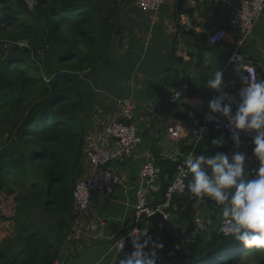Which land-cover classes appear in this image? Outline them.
I'll return each instance as SVG.
<instances>
[{
  "label": "trees",
  "instance_id": "obj_1",
  "mask_svg": "<svg viewBox=\"0 0 264 264\" xmlns=\"http://www.w3.org/2000/svg\"><path fill=\"white\" fill-rule=\"evenodd\" d=\"M130 5L134 0H37L34 7L27 0H0V198L15 203L12 217L0 213V220L13 223L0 226V264L60 259L76 217L73 191L89 165L87 136L98 104L104 105L99 95L117 91L112 50L125 47ZM221 136L228 138L225 128L212 123L197 155H231L225 144L212 145ZM154 154L165 194L184 157ZM190 178L189 172L187 183ZM190 197L187 188L174 195L168 211L176 224H185L180 211ZM38 211L48 220L34 219ZM221 223L181 243L175 257L158 256L157 264H239L262 251L225 236ZM157 242L166 248L161 236Z\"/></svg>",
  "mask_w": 264,
  "mask_h": 264
},
{
  "label": "crops",
  "instance_id": "obj_2",
  "mask_svg": "<svg viewBox=\"0 0 264 264\" xmlns=\"http://www.w3.org/2000/svg\"><path fill=\"white\" fill-rule=\"evenodd\" d=\"M241 1L164 0L152 19L134 0V10L129 12L125 25V47L112 50L118 60L113 74L117 91L99 95L107 98L101 99L104 105L98 104L89 132H101L106 122L120 118L123 103L131 100L143 141L131 155L112 162L113 170L123 176L115 188V200H107L97 193L92 196L90 210L77 223L74 219V224L86 235L78 237L72 227L62 246L60 260L67 264H118L124 253L133 250L118 252L113 248V240L132 226L141 167L148 159L155 158L154 150L167 157L186 156L191 137L174 139L168 135V127L178 120L190 125L200 119L209 101L219 95L204 85L216 71L222 72L234 49L228 41L210 44L209 36L219 28H229L231 14ZM241 53L256 68L259 79H264V13ZM238 74L247 75L248 71L237 63L231 64L223 73V91L235 95L241 87ZM184 86L187 87L184 94L173 99L174 93ZM232 110H236L235 104ZM98 136L104 144H112ZM246 153L247 171L260 165L252 152ZM90 170L88 165L86 174ZM150 194L153 205L163 202L161 177ZM197 209L201 212L202 205L198 204ZM205 225L207 228L201 232L210 234L212 227ZM154 233L156 238L161 236L160 231Z\"/></svg>",
  "mask_w": 264,
  "mask_h": 264
},
{
  "label": "built area",
  "instance_id": "obj_3",
  "mask_svg": "<svg viewBox=\"0 0 264 264\" xmlns=\"http://www.w3.org/2000/svg\"><path fill=\"white\" fill-rule=\"evenodd\" d=\"M223 1L228 2L230 0ZM31 2L34 3V0H31ZM136 2L140 9L153 19L158 14L164 0H136ZM35 4L36 3H34V5ZM263 13L264 0H242L241 3L234 8L231 14L228 24L229 28H219L210 34L209 43L210 38L216 36L218 39L215 44L228 41L234 49L228 62L222 68V73H224L231 64L237 63L246 71H248L249 68L253 69L254 74L259 79L256 68L253 65H250L249 61L241 53V48L253 34V31ZM221 33L222 35H220ZM186 90L187 87L184 86L179 91H176L172 98L176 100L179 99ZM132 109L131 100H125L120 118L111 119L106 122L101 128V132L93 131L92 133L89 132L90 134L88 133L85 153L87 154L86 160L89 163L91 170L78 180L73 191V200L76 207V223L82 218L85 212L90 210L91 198L95 193L101 195L107 200H115V188L122 182L123 176L113 170L112 162L131 155L136 146L143 141V137L135 122ZM212 123H219L225 128L228 138L224 141V144L234 150V143L231 139L232 130L228 128L227 120L211 113L209 107L203 110L200 119L194 120L190 125H185L184 120H178L170 125L167 130L168 135L174 139L191 137V147L182 163L178 166L177 173L165 192L163 202L157 205L151 203L150 192L152 191V188H154L158 178H160V166L155 158L148 159L142 165L139 186L137 188V199L134 204L132 226L113 240V248L118 252H127L132 249L131 237L128 233L133 230L137 233L148 232V236H150L152 240L157 241L156 234L151 225L146 226L142 223L146 217L149 218V216L159 211L164 212L165 216L170 217L168 209L172 205L174 195L186 191L189 171L185 165V160L190 154H198L199 144L211 133ZM98 135L110 140L112 144H104L98 139ZM240 138L241 144L238 150L247 152L248 148L252 146V136L248 133L241 132ZM76 223L72 226L75 235H86ZM147 224H150L149 219ZM197 224L198 229L203 230L206 223L204 224L202 221L198 220ZM176 255L177 250L169 252L166 248L165 250L158 251V256L175 257ZM54 264L67 263L64 260L59 259L56 260Z\"/></svg>",
  "mask_w": 264,
  "mask_h": 264
},
{
  "label": "clouds",
  "instance_id": "obj_4",
  "mask_svg": "<svg viewBox=\"0 0 264 264\" xmlns=\"http://www.w3.org/2000/svg\"><path fill=\"white\" fill-rule=\"evenodd\" d=\"M217 39L211 37L210 43L215 44ZM238 75L241 87L235 95L223 91L221 71H216L204 85L219 93L209 101L208 107L211 113H218L227 120L234 150L231 156L224 151L211 155L190 154L185 160L191 173L186 188L191 197L210 199L221 208L220 230L225 236L246 247L264 250V79H258L251 68L247 75ZM241 132L252 136V155L260 163L254 176L247 171V153L238 150ZM223 144V136L212 140L217 148ZM128 235L133 250L124 253L118 264H157L158 251L164 244L152 240L148 232L133 230Z\"/></svg>",
  "mask_w": 264,
  "mask_h": 264
},
{
  "label": "water",
  "instance_id": "obj_5",
  "mask_svg": "<svg viewBox=\"0 0 264 264\" xmlns=\"http://www.w3.org/2000/svg\"><path fill=\"white\" fill-rule=\"evenodd\" d=\"M198 204L202 205V211L198 212ZM215 211L220 210L210 199L189 198L188 204L181 209L180 215L185 219V226L176 224L170 217L165 216L164 212H156L149 216L150 225L157 231H160L162 239L167 244V250H177L181 243L188 241L194 235L201 232L198 229L197 221L203 223L208 221V212L211 208Z\"/></svg>",
  "mask_w": 264,
  "mask_h": 264
},
{
  "label": "rangeland",
  "instance_id": "obj_6",
  "mask_svg": "<svg viewBox=\"0 0 264 264\" xmlns=\"http://www.w3.org/2000/svg\"><path fill=\"white\" fill-rule=\"evenodd\" d=\"M28 1H29L30 4L34 5V3H36L37 0H34V3L31 2V0H28ZM127 7L128 8L126 9L125 12H133L134 5H130V6H127ZM0 45L4 46V43L1 42ZM2 130H3V126H0V134H1ZM2 140L3 139L0 136V142ZM248 152H252V146L248 148ZM14 209H15V203H14V200H13L12 197H10L8 199V198L2 196V198H0V213H1V215L12 217L14 215ZM215 213H216V215H214L215 216L214 218H212L213 213H210L209 218L207 216V218H208V223L207 224H210V226L212 227V230H213L214 227L220 225V224H218V222L221 219V209L216 211ZM34 219H37L40 222V221L48 220V217H46L43 213H39V211H38V214H37L36 218H34ZM5 221L6 220H0V226L2 227L3 230H5L6 228L11 227L12 224H13L11 222H5ZM204 228H207L206 225H205ZM82 235H84V234H79L77 236L79 237V236H82ZM258 256H260L261 258H258ZM263 258H264V250H262L259 253L250 254L249 257L243 258L242 261L239 264H262Z\"/></svg>",
  "mask_w": 264,
  "mask_h": 264
}]
</instances>
